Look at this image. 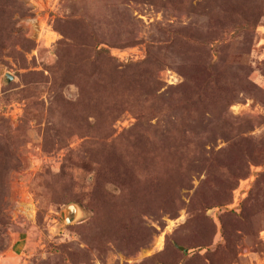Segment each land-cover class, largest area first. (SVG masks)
<instances>
[{
    "label": "rangeland",
    "instance_id": "obj_1",
    "mask_svg": "<svg viewBox=\"0 0 264 264\" xmlns=\"http://www.w3.org/2000/svg\"><path fill=\"white\" fill-rule=\"evenodd\" d=\"M236 138L264 144V0H0V264H174L251 195L231 264H264V165L207 183Z\"/></svg>",
    "mask_w": 264,
    "mask_h": 264
},
{
    "label": "trees",
    "instance_id": "obj_2",
    "mask_svg": "<svg viewBox=\"0 0 264 264\" xmlns=\"http://www.w3.org/2000/svg\"><path fill=\"white\" fill-rule=\"evenodd\" d=\"M240 29H243V28L241 27ZM101 53L102 51L99 50L98 54H101ZM198 99L200 100V97ZM244 121L245 120L243 119H237L236 123L237 125H239V128L242 125H244ZM146 135H150L149 132H147ZM102 139L103 138H100V140ZM176 151L181 152V156H182V154H184L185 149L184 150L176 149ZM226 151L229 155V159L225 161H220V163L212 159L211 154H208L210 155L209 159H204V161L206 162L205 166L209 165V170L212 168L213 169L217 168L218 170L222 171L220 172V175H222L221 176L222 179L216 180L213 177V180H212L209 177V182H207L209 184L214 183V187L212 188L218 189L216 187L219 184L218 182L221 181L219 188L221 189L220 192L222 193V196L218 199L219 204H216V207L223 206L226 203H228L229 195L235 189L237 183L240 180L245 179L249 175L251 166L257 167V166L264 165V144H262L261 141L254 142L247 138H238V139L236 138L235 140H232L229 142ZM200 155L201 154L199 153V156ZM176 169L182 170L180 165L174 167V170ZM258 178L259 179L264 178V173L259 175ZM259 181L257 180L256 184H258ZM199 196H200V193L196 192L195 195L191 198L190 207H194L196 205L198 207L197 211L206 212L207 210L210 209L209 205L211 204H208V202H206V199H202V197L200 198ZM254 196L255 198L258 197V192H255ZM253 200L254 198H252V195H251V198L249 197L248 200L243 202V205L241 207V213L239 215L223 214V216H221L220 222L224 229L223 230L224 244L222 246H219L214 250H210L209 242L188 244L186 242H180L178 239L174 240L173 244L176 248L175 251L177 252V254L181 253L183 257L181 258L175 255V259L173 263L174 264H193V263H197V261H200V262L202 261L205 264H214L215 260L220 261L222 263H226V264L233 263L236 260L237 255L235 253V250L232 247V242L230 241L231 240L230 235L226 231L224 220L227 219L233 222L234 232L241 231L240 229H238V226H240L241 224H245V222L250 218L252 209L254 207L250 203ZM164 206L167 207L165 203H164ZM193 219H194V214H193ZM201 219H204L206 221L205 216H202ZM178 247H182L183 250L182 251L179 250ZM190 251L198 252V254L185 260L184 257L187 256V253ZM201 251L205 252L202 256H200L199 254Z\"/></svg>",
    "mask_w": 264,
    "mask_h": 264
},
{
    "label": "water",
    "instance_id": "obj_3",
    "mask_svg": "<svg viewBox=\"0 0 264 264\" xmlns=\"http://www.w3.org/2000/svg\"><path fill=\"white\" fill-rule=\"evenodd\" d=\"M7 80H11L12 78L7 75L6 76ZM79 214V208L76 205H69L66 207V209L64 210V224L65 225H70L73 224L78 217ZM179 250H183L182 247H178Z\"/></svg>",
    "mask_w": 264,
    "mask_h": 264
}]
</instances>
